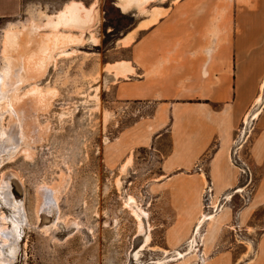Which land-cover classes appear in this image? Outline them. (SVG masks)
<instances>
[{
    "label": "rangeland",
    "instance_id": "1",
    "mask_svg": "<svg viewBox=\"0 0 264 264\" xmlns=\"http://www.w3.org/2000/svg\"><path fill=\"white\" fill-rule=\"evenodd\" d=\"M66 1L24 0L21 12L0 24V264H249L230 261L243 246L228 238L262 173L250 160L260 114L241 119L229 151L242 172L237 187L249 186L214 196L205 181L199 212L185 229L176 198L157 184L168 135L159 149H125L119 140L153 105L120 94L103 66L130 59V51L108 50L130 15L103 0L92 35L67 37L53 28L69 24L57 18L76 3L60 9ZM80 17L89 23L90 10ZM226 205L232 214L222 222L215 214ZM217 222L219 246L210 233ZM246 225L252 255L264 230V201Z\"/></svg>",
    "mask_w": 264,
    "mask_h": 264
},
{
    "label": "crops",
    "instance_id": "2",
    "mask_svg": "<svg viewBox=\"0 0 264 264\" xmlns=\"http://www.w3.org/2000/svg\"><path fill=\"white\" fill-rule=\"evenodd\" d=\"M23 1L0 0V24L17 16ZM71 1L90 10L91 21L82 26L52 27L67 37H90L101 20L98 7L103 0H67L60 9ZM112 3L132 21L108 50L130 51L131 56L103 66L115 78L120 94L153 102L149 112L139 114L119 132V140L125 149H159V139L168 135V151L161 157L157 184L176 198V211L184 213L182 219L189 222L185 229L192 226L199 212L197 201L205 181L211 184L214 196L232 189L242 193L249 186L247 182L237 187L242 172L230 160L229 151L241 119L260 114L250 160L255 167L263 166L262 173L250 200L238 209L237 229L229 230L228 240H232L229 245L236 241L243 246L242 255L230 261L264 264V230L257 235L252 255L246 244L252 240L246 220L264 201V0ZM60 9L52 14L54 18ZM120 62H128L131 71L121 72ZM230 214L227 206L215 215L223 222ZM240 229L246 233L243 237L237 233ZM222 230L219 222L210 229L217 240L214 245L224 240ZM228 254L233 257L230 249Z\"/></svg>",
    "mask_w": 264,
    "mask_h": 264
},
{
    "label": "bare ground",
    "instance_id": "3",
    "mask_svg": "<svg viewBox=\"0 0 264 264\" xmlns=\"http://www.w3.org/2000/svg\"><path fill=\"white\" fill-rule=\"evenodd\" d=\"M132 0H129V2H131ZM137 1V0H136ZM144 1V0H143ZM125 2V1H124ZM124 4V3H123ZM139 4V3H138ZM84 9V7H82V6H79L77 3H72L70 6H68V8H66V10L67 11H65V13L64 14H62V15H57V18L59 19V18H61L62 17V19L64 20V21H66L67 23H69L70 25H73V26H82V25H84V24H86L87 22H88V19H83L82 17H80L79 18V13L81 12V10H83ZM156 12V11H155ZM152 14V13H151ZM157 15V14H156ZM152 16V15H151ZM150 16V17H151ZM154 16V15H153ZM157 17V16H156ZM151 18H153V17H151ZM151 18H148L149 20L151 19ZM155 18V17H154ZM152 20V19H151ZM147 22H149V21H147ZM147 24V23H146ZM146 27V26H145ZM119 65H121L120 67L121 68H123L122 70H121V72H125V71H131V67L128 65V62L126 63V62H120V64ZM119 67V66H118ZM126 73V72H125ZM4 85H5V82H4V78L2 77V74H0V102H1V98H2V100H3V95H6L5 94V89H4ZM7 98V97H6ZM8 99V98H7ZM7 102V101H6ZM1 110V109H0ZM250 117H249V115H247L245 118H244V122L245 123H247V121H248V119H249ZM0 131H1V129H0ZM2 133V132H1ZM0 133V134H1ZM0 137H2V135H0ZM7 148V147H6ZM5 150V148H4V146H1L0 145V152L1 151H4ZM204 217V216H203ZM205 218V217H204ZM202 221V219H199V222H201ZM198 226H199V224H198ZM198 226H197V229H198ZM196 229V230H197ZM195 233H197V232H195ZM191 240V242H192V240H193V236H192V238L190 239Z\"/></svg>",
    "mask_w": 264,
    "mask_h": 264
},
{
    "label": "built area",
    "instance_id": "4",
    "mask_svg": "<svg viewBox=\"0 0 264 264\" xmlns=\"http://www.w3.org/2000/svg\"><path fill=\"white\" fill-rule=\"evenodd\" d=\"M210 189H211V184H208V185L206 186V190H205V191H207V192L211 195V191H210Z\"/></svg>",
    "mask_w": 264,
    "mask_h": 264
}]
</instances>
